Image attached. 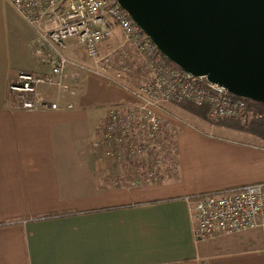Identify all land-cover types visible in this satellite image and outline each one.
<instances>
[{"label": "crops", "instance_id": "obj_1", "mask_svg": "<svg viewBox=\"0 0 264 264\" xmlns=\"http://www.w3.org/2000/svg\"><path fill=\"white\" fill-rule=\"evenodd\" d=\"M34 38L0 0V264H264V220L253 231L193 238V198L264 182V140L188 114L175 134L172 176L103 186L89 149L109 110L136 100L80 67L85 59L70 44V91L38 88L59 109L19 108L9 84L49 72ZM120 43L115 29L101 49Z\"/></svg>", "mask_w": 264, "mask_h": 264}, {"label": "built area", "instance_id": "obj_2", "mask_svg": "<svg viewBox=\"0 0 264 264\" xmlns=\"http://www.w3.org/2000/svg\"><path fill=\"white\" fill-rule=\"evenodd\" d=\"M7 1L34 31V54L49 68L44 75L21 73L9 84L10 98L23 110L59 109L57 104L43 99L38 88L70 91L66 83L72 65L66 55L70 44L78 47L84 59L94 65L95 75L116 85H121L125 74L130 72L122 64L109 76L112 62L102 54L101 46L112 38L114 30L142 57L151 79L130 91L136 108L124 105L111 108L100 139L93 142L94 147L103 149L116 162L134 164L139 169L131 175L134 184L157 180L148 166V149L152 136L167 130L159 104L189 103L204 108L211 124L224 120L264 124V112L251 107L245 99L169 63L114 0ZM193 201L195 242L253 231L264 220V182L202 194Z\"/></svg>", "mask_w": 264, "mask_h": 264}, {"label": "water", "instance_id": "obj_3", "mask_svg": "<svg viewBox=\"0 0 264 264\" xmlns=\"http://www.w3.org/2000/svg\"><path fill=\"white\" fill-rule=\"evenodd\" d=\"M170 63L264 105V0H114Z\"/></svg>", "mask_w": 264, "mask_h": 264}, {"label": "rangeland", "instance_id": "obj_4", "mask_svg": "<svg viewBox=\"0 0 264 264\" xmlns=\"http://www.w3.org/2000/svg\"><path fill=\"white\" fill-rule=\"evenodd\" d=\"M114 35L115 30L113 32V36ZM119 36L121 43L112 47H110V44H108L107 48L102 51V54L108 57L112 62V69L109 76L114 75L115 70H119L122 64L129 67L130 73L125 74L124 81L121 83V85L118 86L126 88L129 91H134L137 87L148 83L151 77L148 71L145 69V63L142 57L138 55L135 49L125 41L120 32ZM81 65L82 66L80 67H83L88 73H94L95 67L90 62L84 60L83 62H81ZM11 101L13 102L12 99ZM136 103L137 102L135 101L132 104L124 106H128L129 108H136ZM157 107L160 110L162 117L165 118L167 122V130L164 133L162 132L161 134L159 132H156L152 136L150 142V146L148 149V166L152 171L156 173L157 178L156 181L151 183H159L173 175L176 168L175 134L177 132V128L184 122V118L189 116L188 114H196V111H194L193 108L182 107L180 105L159 104ZM197 111L203 114V117L199 116L200 119L208 122L206 111L202 109H198ZM224 121L240 122L241 125L255 122L248 121L247 123H242L241 121L235 120ZM106 122L107 118L104 121L103 125L106 124ZM101 128L98 130L95 140L100 139ZM91 147L92 148L89 149L90 155L101 164V169L98 172V178L103 186L122 187L135 183V181L132 180L131 175L138 172L139 169L136 168L134 164L116 162L115 160L106 156L103 149L96 148L93 145Z\"/></svg>", "mask_w": 264, "mask_h": 264}, {"label": "trees", "instance_id": "obj_5", "mask_svg": "<svg viewBox=\"0 0 264 264\" xmlns=\"http://www.w3.org/2000/svg\"><path fill=\"white\" fill-rule=\"evenodd\" d=\"M246 101L254 109H256L258 111H261V112H264V105L259 104V103H255V102H252V101H249V100H246ZM185 105H190V106H185ZM180 106L193 108L194 111H196L195 115L200 116V117H203V114L198 112L197 110L198 109L199 110L202 109V110L206 111V109H204V108H198V107H195L194 105H191L189 103H183V104H180ZM215 125H218V126H221V127L230 128V129L240 130V131L252 134L254 136H257V137L261 138L262 140H264V124L261 123V122H251L250 124L241 125L240 122L221 121V122H219L218 124H215Z\"/></svg>", "mask_w": 264, "mask_h": 264}]
</instances>
